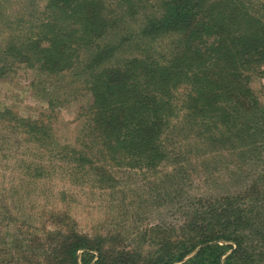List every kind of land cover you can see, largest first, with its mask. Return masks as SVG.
<instances>
[{"label":"trees","instance_id":"16d2710c","mask_svg":"<svg viewBox=\"0 0 264 264\" xmlns=\"http://www.w3.org/2000/svg\"><path fill=\"white\" fill-rule=\"evenodd\" d=\"M46 9L38 31L6 42L0 66L69 74L87 91L83 149L56 143L46 119L0 109V173H16L1 191L33 190L52 175L113 188V169L160 166L168 170L156 182L179 193L194 176L220 187L184 198L177 226L150 228L146 253L109 246L110 230L81 232L57 210L35 264L254 259L264 247V106L251 78L264 80V0H48Z\"/></svg>","mask_w":264,"mask_h":264},{"label":"rangeland","instance_id":"374dc122","mask_svg":"<svg viewBox=\"0 0 264 264\" xmlns=\"http://www.w3.org/2000/svg\"><path fill=\"white\" fill-rule=\"evenodd\" d=\"M47 1L0 0V55L8 40H21L38 31L40 22L46 19ZM253 1L259 4L262 0ZM255 75L251 87L264 106V80ZM72 79L69 74L47 75L24 63L5 61L0 66V109L10 108L24 118L46 119L56 143L81 150L86 124L83 114L90 99L89 93ZM167 170L168 167L160 166L154 174L113 169L117 180L113 188L97 183L71 186L64 177L52 175L33 190L0 189V264H35L48 244L44 239L46 232L54 229L51 222L57 210H68L81 232L106 234L110 230L109 246L148 252L153 248L150 238L157 232L150 228L160 224L177 226L183 218L184 198L189 203V197L211 195L220 187L213 181L203 184L194 176L183 186L187 188L185 193H179L176 188L156 182ZM0 174V188H6L16 173L4 170ZM253 255L247 264H264V247L257 244Z\"/></svg>","mask_w":264,"mask_h":264}]
</instances>
